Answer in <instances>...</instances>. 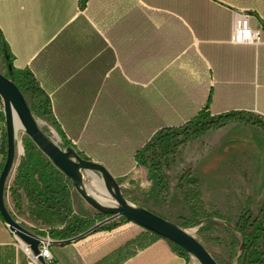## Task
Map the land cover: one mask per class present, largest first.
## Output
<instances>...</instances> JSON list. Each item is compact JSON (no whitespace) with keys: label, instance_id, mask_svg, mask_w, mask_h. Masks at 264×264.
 Wrapping results in <instances>:
<instances>
[{"label":"crops","instance_id":"obj_1","mask_svg":"<svg viewBox=\"0 0 264 264\" xmlns=\"http://www.w3.org/2000/svg\"><path fill=\"white\" fill-rule=\"evenodd\" d=\"M170 1L175 0H0V30L15 71L32 75L51 100L54 115L73 143L81 138L89 121L96 123L92 131H97V124L119 113L115 100L145 98L152 108L157 83L175 75L186 77L180 70L183 61L194 67L196 74L191 82L202 83L208 75L211 84L220 82L226 89L239 92L243 101L240 106L246 105L248 87L253 84V111L264 117V0H209L229 10L228 36L215 37L216 17H209V26L202 31L208 36L194 38V55L183 50L175 57L168 44L169 25H177L178 34V21L187 22L180 13L153 5ZM237 14L249 15L250 26L261 32L259 43L232 41ZM154 25L165 36L161 48H155ZM0 66L5 67L1 55ZM230 128L260 131L264 142V131L240 122L211 131L221 133ZM1 129L0 116V172L5 163ZM101 129L114 130L110 126ZM133 225L123 224L71 240L53 238V262L187 264L185 255L169 241ZM0 264H36L2 216Z\"/></svg>","mask_w":264,"mask_h":264},{"label":"rangeland","instance_id":"obj_2","mask_svg":"<svg viewBox=\"0 0 264 264\" xmlns=\"http://www.w3.org/2000/svg\"><path fill=\"white\" fill-rule=\"evenodd\" d=\"M180 68L186 76L182 78L186 84H190L196 74L193 65L183 61ZM0 69L3 73L6 71L3 66ZM24 96L42 130L64 148V141L53 120L43 115V100L32 98L26 92ZM215 129L192 136L174 154H168L174 146V139L160 144L157 160L162 163L163 169L159 173L147 166L136 165L128 173L120 175L116 172L113 175L131 203L143 206L190 231L219 264H244V257L239 251L241 237L237 231H231L226 222L235 227L247 207L257 216L264 205V142L258 135L260 131L256 133L247 128H230L221 133L211 131ZM28 138L31 137L23 128H19L16 158L5 185V202L11 216L20 225L38 236L53 239V234L59 237V232L67 226L66 221L35 204L27 196L21 180L16 179L24 161L30 167L36 185L41 187L42 170L52 162L36 144L38 149L26 151ZM71 144L70 147L81 157L89 158L73 142ZM54 166L55 190L76 216L92 221L90 230L99 227V230H107L109 225L121 220V217L102 214L91 207L77 192L72 180ZM188 171L191 172V179L182 181V175ZM84 174L85 186L101 195L92 184L91 176ZM97 176L102 179L100 173ZM108 201L116 204L112 197ZM212 213L223 216L225 221L212 219ZM123 224L135 226L133 222H122L118 226ZM173 245L180 250L179 246ZM263 248L264 236L258 240L254 251L258 254ZM185 257L187 264H200L191 255Z\"/></svg>","mask_w":264,"mask_h":264},{"label":"trees","instance_id":"obj_3","mask_svg":"<svg viewBox=\"0 0 264 264\" xmlns=\"http://www.w3.org/2000/svg\"><path fill=\"white\" fill-rule=\"evenodd\" d=\"M153 5L180 13L187 22L185 24L178 21L180 27L178 34L177 25H169L171 33L168 44L172 57L177 56L183 50H186V54L194 55V38L203 39L208 36L202 31L209 26V17H216L218 33L214 36L219 39L228 36L230 29L229 10L209 0H184L182 2L175 0L165 3L155 2ZM174 20L177 21V19ZM154 32L155 48H161L165 36L162 35L160 29H157L156 25H154ZM0 55L6 68L4 74L18 85L23 94L25 91H30L38 97H43V115L53 120L64 141V148L70 147L72 140L54 115L51 100L45 96L29 72L15 71L12 56L1 30ZM201 68L202 72L206 74L205 68ZM186 83L180 75L166 78L164 82L157 83L152 108L149 99L146 100L145 98L115 100L116 111L119 113L114 115L110 121L101 122L99 126L97 124L100 129L97 131H92L96 123L89 121L81 138L74 142V145L80 149L81 153L87 154L90 159L97 157L113 174L116 172L120 175L128 173L136 165L147 166L159 173L163 169L162 163L157 160V148L160 144L174 139V146L168 152V154H174L176 149L192 136L233 122L253 125L264 131V117L253 111L255 106L253 84H249L248 99L244 100L246 105L240 106L243 101L237 95L239 92L226 89L225 84L220 82L211 84L208 75L202 83ZM225 94L228 97H225ZM107 126L113 127L114 130L106 131L104 128ZM2 139L6 159V129L3 131ZM31 148L38 149L35 142L28 138L25 150L29 151ZM54 168L52 162L43 168L41 187L36 185L31 169L26 166L24 161L21 162L16 176V179L21 180L27 196L35 204L66 221L67 226L59 232V237L53 234V238L69 240L83 237L101 229L99 227L90 230L93 225L92 221L79 218L63 202L54 187ZM190 177L191 172L188 171L182 175L181 180H189ZM250 203L251 200L249 199L248 204ZM210 217L225 221L223 220L224 217L217 213L210 214ZM120 219L109 225L108 228L112 229L122 222H129L124 217ZM226 226L231 231H237L241 237L239 251L244 257V264H264V248L258 254L254 251L258 240L264 236V205L257 216H254L250 208L247 207L235 227L227 222ZM42 234L45 235L46 233L42 232ZM171 245L175 248L172 243ZM175 249L177 250V248ZM179 249L181 254L189 255L183 249ZM52 264L56 263L53 262Z\"/></svg>","mask_w":264,"mask_h":264},{"label":"water","instance_id":"obj_4","mask_svg":"<svg viewBox=\"0 0 264 264\" xmlns=\"http://www.w3.org/2000/svg\"><path fill=\"white\" fill-rule=\"evenodd\" d=\"M9 68L11 69V67ZM0 94L4 100L7 133V154L3 169L0 172V214L10 231L31 247L40 264H48L40 254L41 237L20 225L11 216L5 202V185L14 166L18 145L17 132L19 128L16 126L15 117L20 122V128H23L38 148L52 160L54 165L72 180L77 192L99 213L126 218L129 222H133L179 246L200 264H219L206 247L181 225L143 206L131 203L124 196L116 177L103 163L83 158L73 147L63 148L49 137L34 117L18 85L1 71ZM87 171L101 174L103 186L116 204L102 203L85 186L84 173Z\"/></svg>","mask_w":264,"mask_h":264},{"label":"built area","instance_id":"obj_5","mask_svg":"<svg viewBox=\"0 0 264 264\" xmlns=\"http://www.w3.org/2000/svg\"><path fill=\"white\" fill-rule=\"evenodd\" d=\"M261 32L259 30H254L250 26L249 15L248 14H237L233 25V35L232 41L237 44H256L260 42ZM0 116L2 117V137L3 131L6 129L5 125V108L4 100L0 94ZM4 118V119H3ZM3 140V139H2ZM41 237V236H40ZM52 239L41 237V242L39 245L40 254L45 258L48 264L53 263V254L51 252ZM24 251L31 258L33 263L40 264L37 256L33 253L31 247L24 243Z\"/></svg>","mask_w":264,"mask_h":264},{"label":"bare ground","instance_id":"obj_6","mask_svg":"<svg viewBox=\"0 0 264 264\" xmlns=\"http://www.w3.org/2000/svg\"><path fill=\"white\" fill-rule=\"evenodd\" d=\"M15 123H16V126L18 128H20V122L18 120L17 117H15ZM20 151L22 150V147L20 146ZM20 153V152H19ZM86 174H89L92 178V184L99 190V192L101 193V195H97L96 193L92 192L93 195L99 199L102 203H105V204H110L109 201H108V198L111 197L109 195V193L107 192V190L105 189V187L103 186V182H102V179L97 176V173L94 172V171H87L85 172ZM91 191V190H90ZM99 193V194H100ZM112 203V202H111ZM190 232V231H189Z\"/></svg>","mask_w":264,"mask_h":264}]
</instances>
